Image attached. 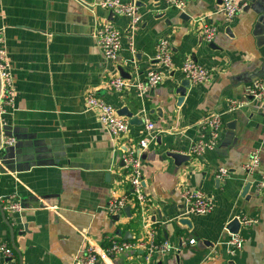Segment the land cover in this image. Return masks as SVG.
Instances as JSON below:
<instances>
[{
    "label": "crops",
    "instance_id": "0c3cea01",
    "mask_svg": "<svg viewBox=\"0 0 264 264\" xmlns=\"http://www.w3.org/2000/svg\"><path fill=\"white\" fill-rule=\"evenodd\" d=\"M95 2L0 0V31L15 88L13 105L0 115L2 135L15 139L0 147V196L15 195L24 206L9 212L0 205V244L14 251L12 259L0 252V264H69L87 239L99 245L109 237L131 239L141 235L144 224L169 242L170 252L145 263L140 251H126L101 256L97 264H264V191L256 188L264 173V101L246 95L253 81H264V19L256 21L253 0H239L241 11L228 22L221 0H186L182 10L164 0H138L141 21L135 32L126 16L110 15ZM203 16L217 26L210 43L196 22ZM104 21L122 34L115 60L105 58L92 36ZM161 40L172 49L170 70L155 58ZM187 56L206 66L210 77L190 83L179 102L175 90ZM120 70L129 73L123 77L129 81L159 70L162 81L144 96L132 89L115 91L108 80L121 76ZM88 91L116 110L127 108L143 123L129 124L125 135H111L87 108ZM231 100L242 104L231 109ZM212 114L223 120L217 145L195 157L189 146L208 137L200 122ZM149 133L141 154L147 203L142 210L131 205L129 213L109 215L113 190L131 195L122 152ZM255 149L260 164L247 176L241 165ZM169 152L188 159L175 160ZM222 167L229 173L219 179ZM184 188L202 190L212 211L188 214ZM241 216L256 222L240 225L243 247L230 253L225 226ZM181 237L195 242L181 245Z\"/></svg>",
    "mask_w": 264,
    "mask_h": 264
},
{
    "label": "built area",
    "instance_id": "2783aa9c",
    "mask_svg": "<svg viewBox=\"0 0 264 264\" xmlns=\"http://www.w3.org/2000/svg\"><path fill=\"white\" fill-rule=\"evenodd\" d=\"M166 4L177 10H182L186 0H164ZM138 0H96L95 6L112 12L117 15H124L128 18V28L130 32H135L140 24L141 15L138 11ZM94 6L93 4H89ZM239 0H221L220 12L222 13L225 22L230 21L237 13L241 11ZM199 23V29L205 42L213 41L217 26L211 22L206 16L196 19ZM95 44L101 50L105 58L115 60L118 52L121 49L122 34L119 29L110 21L100 23L93 32ZM4 35L0 31V115L5 112L7 106H12L14 101L15 88L13 84V76L10 69V63L7 53L3 47ZM131 53L135 52L132 40L129 43ZM156 60L165 70H170L172 67V49L166 40H161L156 46ZM181 73L184 78L188 79L191 84L205 83L210 77L209 69L203 64L197 62L193 57L187 56L183 59L180 66ZM162 75L159 70H149L145 77L129 81L120 75L112 76L108 80L109 86L115 91L123 89H132L139 96L146 95L149 90L161 83ZM246 95L249 98L264 101V81H253L247 88ZM85 104L88 109L93 110L98 121L113 136H122L128 132L129 120L119 116L116 109L93 91H88L85 94ZM242 104L241 101L231 100L230 108L236 109ZM201 126L208 131L206 139L197 138L191 142L189 153L195 157L201 156L206 150L213 149L218 142L220 129L223 124L222 116L212 114L204 118L200 122ZM1 125V117H0ZM147 130L153 128V123L148 122ZM152 135L140 140L136 147H125L122 155V168L127 176L128 184L131 189V195L118 194L112 191L107 204L106 210L109 215H116L121 212L126 206L135 205L137 209L142 210L147 203V193L144 190L143 171L141 168V154L148 147ZM15 141L12 136L2 135L0 138V147L10 145ZM263 141H264V126H263ZM260 164V150L255 149L249 155V158L241 165L243 172L250 176L258 168ZM227 168H219L216 177L224 178L228 175ZM257 191H264V173L261 174L259 181L256 184ZM181 198L186 206L188 214L204 215L208 214L213 209V202L200 189L184 188L181 191ZM0 205L3 209L9 212L21 211L24 206L19 198L15 195L0 196ZM241 226H250L256 222V219L246 216L237 218ZM141 235L131 239H117L109 237L104 244L87 241L82 244L81 248L71 258L69 264H97L101 256H113L126 251L141 252L144 262L148 263L151 257L155 254H165L171 251V245L167 240H158L155 231L149 224L143 225ZM195 238H180L181 245L193 244ZM244 239L239 233H229L226 240V246L230 253H234L243 247ZM0 252L5 258L12 259L14 251L5 243L0 244Z\"/></svg>",
    "mask_w": 264,
    "mask_h": 264
},
{
    "label": "water",
    "instance_id": "95a60500",
    "mask_svg": "<svg viewBox=\"0 0 264 264\" xmlns=\"http://www.w3.org/2000/svg\"><path fill=\"white\" fill-rule=\"evenodd\" d=\"M253 4L254 7H252V13L256 15V21H262L264 19V0H253ZM113 13L110 12V15H112ZM183 16V15H182ZM120 74L122 77H126L129 78L130 75L129 73H125L122 70H120ZM190 82L188 79L184 78L181 82L180 85L177 87V89L175 90L178 97V101L180 102L183 98V96L186 93L187 88L189 87ZM117 114L119 116L122 117H126L129 119V124H141L143 123V120L138 118L137 116H134L129 110H127V108L123 107L120 108L119 110H116ZM0 138H1V130H0ZM169 156H171L172 158H174L175 160H179V161H183V160H187L188 156L182 155V154H178L175 152H169L168 153ZM250 187V184L247 183L245 185V187L243 188V194L246 195L247 191ZM124 211L126 213H129L130 211V206H126L124 208ZM182 223L184 224H188L187 220H183ZM240 223L239 220L237 218H233L231 219L225 226L226 230L229 233H238L240 230Z\"/></svg>",
    "mask_w": 264,
    "mask_h": 264
}]
</instances>
